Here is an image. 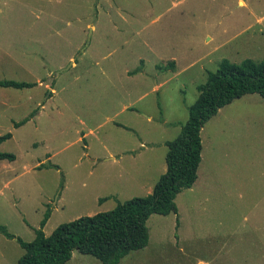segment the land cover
<instances>
[{"label": "rangeland", "instance_id": "374dc122", "mask_svg": "<svg viewBox=\"0 0 264 264\" xmlns=\"http://www.w3.org/2000/svg\"><path fill=\"white\" fill-rule=\"evenodd\" d=\"M244 1L221 20L151 21L138 0H0V80L36 83L0 87V150L15 155L0 159V225L31 241L48 208L45 235L151 193L208 71L264 58V0ZM200 135L177 213L150 215L147 245L118 264H264V97L233 100ZM23 252L0 233V264ZM65 264L101 263L75 250Z\"/></svg>", "mask_w": 264, "mask_h": 264}, {"label": "trees", "instance_id": "16d2710c", "mask_svg": "<svg viewBox=\"0 0 264 264\" xmlns=\"http://www.w3.org/2000/svg\"><path fill=\"white\" fill-rule=\"evenodd\" d=\"M173 65L170 61L163 68L172 69ZM34 85L35 82L0 80V87L22 89ZM197 90L198 95L188 107V117L179 133L165 141L166 170L154 183L151 193L118 202L107 211L60 223L45 235L43 227L50 216L48 208L31 241L15 237L0 225V233L15 238L24 249L15 264H65L75 250L97 258L101 264H118L131 251L144 248L149 240L146 225L149 216L177 213L176 195L190 188L197 178L202 150L200 131L204 123L220 108L246 94L264 97V58L261 61L246 58L239 63L222 59L216 70L208 71L205 82L197 85ZM27 120L24 118L14 125L20 126ZM10 137V132L0 135V144ZM0 159L13 161L15 155L0 150Z\"/></svg>", "mask_w": 264, "mask_h": 264}, {"label": "crops", "instance_id": "0c3cea01", "mask_svg": "<svg viewBox=\"0 0 264 264\" xmlns=\"http://www.w3.org/2000/svg\"><path fill=\"white\" fill-rule=\"evenodd\" d=\"M237 5H244V0H236ZM138 10L147 17L156 20H221L225 0H138ZM210 39V37L208 38ZM174 67L176 63L174 58ZM157 83V89L165 82ZM156 89V90H157ZM129 254V253H128ZM198 264H208L199 261Z\"/></svg>", "mask_w": 264, "mask_h": 264}]
</instances>
